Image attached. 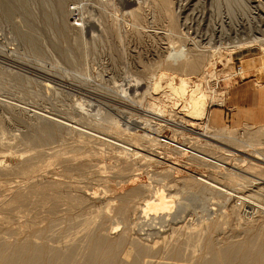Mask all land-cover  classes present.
Listing matches in <instances>:
<instances>
[{"label": "rangeland", "instance_id": "obj_1", "mask_svg": "<svg viewBox=\"0 0 264 264\" xmlns=\"http://www.w3.org/2000/svg\"><path fill=\"white\" fill-rule=\"evenodd\" d=\"M177 47L196 73L169 63ZM194 85L206 112L193 120ZM156 191L172 212L146 219ZM263 226L264 0H0L2 251L87 264L101 236L119 241L117 263L156 244L144 264L174 250L201 264L251 237L263 250Z\"/></svg>", "mask_w": 264, "mask_h": 264}, {"label": "bare ground", "instance_id": "obj_2", "mask_svg": "<svg viewBox=\"0 0 264 264\" xmlns=\"http://www.w3.org/2000/svg\"><path fill=\"white\" fill-rule=\"evenodd\" d=\"M61 1V0H60ZM189 1V0H186ZM24 5V4H23ZM56 5V4H55ZM185 6V5H184ZM22 7V6H21ZM56 7V6H55ZM57 8V7H56ZM54 10V9H53ZM57 11V10H56ZM54 12V11H53ZM52 13V12H51ZM96 14V13H95ZM134 14V13H133ZM49 16V15H48ZM90 16V15H89ZM51 17V16H49ZM54 17V16H53ZM52 18V17H51ZM50 18V19H51ZM87 19V18H86ZM23 23V22H22ZM23 28V27H22ZM21 29V28H20ZM221 30V29H220ZM21 31V30H20ZM23 31V29H22ZM219 31V30H218ZM27 33V31L25 30L23 33ZM25 33V34H26ZM21 34V32H20ZM24 34V35H25ZM24 39V38H23ZM28 41V40H27ZM163 41V40H162ZM254 41V40H253ZM259 42V41H258ZM174 43V42H173ZM31 44V43H30ZM166 44V43H165ZM174 45V44H173ZM177 45V44H176ZM247 46V45H246ZM171 47V46H170ZM262 49V48H261ZM159 50V49H158ZM173 50V51H172ZM168 52L167 57L170 61L169 63L172 65H176V69L181 70L183 72L192 74V73H196L197 69H198V62L196 58H192L190 56H187V53H185V51L183 49L180 48H176V49H172ZM162 53V52H161ZM166 54V53H165ZM198 55V54H197ZM196 55V56H197ZM195 56V55H194ZM223 57V56H222ZM157 59V58H156ZM224 59V58H223ZM253 60H247L245 61L246 63H250ZM226 65V64H225ZM252 65V64H251ZM138 66V65H137ZM254 67V66H253ZM169 68V67H168ZM172 68V67H171ZM184 74V73H183ZM168 85V89L173 93V95H177V96H181L184 95L185 93H187L186 91V82L183 79H180L179 84H175L170 82ZM200 85V84H199ZM155 86V85H154ZM160 87V85H158ZM158 86L156 85L154 87V90L157 91ZM197 87V86H196ZM199 88H195V85L192 89H190V93H189V98H188V102H187V117H191L193 120L197 119L198 117H200L202 114L205 115L206 112V105H204V101H205V94H203L201 91H198ZM161 90V89H160ZM81 91V90H80ZM149 93V92H148ZM156 93V92H155ZM187 95V94H186ZM153 99V98H152ZM159 104V103H158ZM167 106V105H166ZM156 107V105H155ZM185 107V105H184ZM166 111V110H165ZM147 112V111H146ZM161 112V111H160ZM133 124V123H132ZM191 124V123H190ZM194 124V123H193ZM194 127V126H193ZM81 132V131H80ZM209 132V131H208ZM252 134V133H251ZM204 135H207L204 132ZM208 136H211L213 138H222L224 137L222 132H210L208 134ZM147 137V136H146ZM145 137V138H146ZM227 137V136H226ZM225 138V137H224ZM132 139V138H131ZM150 139H152L150 137ZM133 140V139H132ZM112 142V141H111ZM115 144V143H113ZM121 146V145H120ZM189 146V145H188ZM192 146V145H191ZM212 147V146H211ZM132 150V149H131ZM186 151V150H185ZM222 152V151H221ZM138 153V152H137ZM194 153V152H193ZM192 153V154H193ZM202 155V154H201ZM227 155V154H224ZM229 155V154H228ZM11 157V156H10ZM198 157V155H197ZM201 157V156H199ZM220 157V156H219ZM144 162V161H143ZM103 167V166H102ZM133 169V168H132ZM150 169V168H149ZM28 173V172H27ZM37 175V174H35ZM135 175V174H134ZM170 175V174H169ZM160 176V175H159ZM34 177V176H33ZM203 178V177H202ZM197 179V178H196ZM73 181V180H72ZM201 181V180H200ZM204 181V180H203ZM27 182V181H26ZM61 182V181H60ZM206 182V181H205ZM207 183V182H206ZM22 184V183H21ZM175 184V183H174ZM196 184V183H195ZM209 187L211 186V189L215 188L219 191H225L228 192L227 190L223 189V187H219L217 185H215L214 183L209 182L207 184ZM15 187V186H13ZM12 187V188H13ZM17 187V186H16ZM19 187V186H18ZM17 187V188H18ZM163 187V185H162ZM203 189L205 188L204 186H202ZM262 188V187H261ZM140 189V188H139ZM16 190V189H15ZM14 190V191H15ZM144 191V190H143ZM258 191V190H257ZM256 191V192H257ZM260 191V188H259ZM258 191V192H259ZM262 191V190H261ZM260 191V192H261ZM157 192V191H156ZM163 191H159V193L157 192L156 194V198L152 199L153 201L150 200V202H148L149 200H147L146 204H144L143 209L140 210L141 214H143V216L146 218L148 217L147 215H162L163 216H168L167 214L171 213L173 209V201H171V199L167 198L168 196H165V194H163ZM231 194V193H230ZM19 196V195H18ZM172 196V195H171ZM169 196V197H171ZM233 196V195H232ZM243 196V195H242ZM252 196V195H251ZM250 196V197H251ZM174 197V196H173ZM238 198V200L240 199L241 201L245 202L244 197L241 196H235ZM17 199H20V197H18ZM177 199V198H176ZM179 199V198H178ZM234 201V200H233ZM252 205V204H251ZM243 206V205H242ZM256 206V205H255ZM252 207V206H251ZM242 208V207H241ZM250 209V208H249ZM122 210V209H121ZM139 210V209H138ZM119 211V210H118ZM234 211V209H233ZM254 211V210H253ZM251 212V211H250ZM159 213V214H158ZM246 214V213H245ZM128 215V214H127ZM142 217V215H141ZM140 217V218H141ZM151 217V216H150ZM155 217V216H154ZM158 217V216H157ZM169 217V216H168ZM167 217V218H168ZM240 217V216H239ZM3 218V217H2ZM139 218V219H140ZM144 218V219H145ZM166 218V217H165ZM163 218V219H165ZM238 218V217H237ZM137 219V218H136ZM147 219V218H146ZM180 219V218H179ZM142 220V218H141ZM159 220V219H157ZM167 220V219H166ZM241 220V219H238ZM6 221V220H5ZM18 221V220H17ZM180 221V220H179ZM172 223V222H171ZM176 223V222H175ZM5 224V223H4ZM15 224V223H14ZM119 226V225H118ZM173 227V226H172ZM264 227V226H263ZM22 228V227H21ZM88 228V227H87ZM179 228V227H178ZM260 229V228H259ZM86 229H84L85 231ZM88 230V229H87ZM173 230V229H172ZM176 231V230H175ZM85 233V232H84ZM109 233V232H108ZM258 233V232H257ZM88 234V232L86 233V235ZM256 234V233H255ZM254 234V235H255ZM105 235V234H104ZM103 235V236H104ZM112 235V234H111ZM107 236H110L107 235ZM113 237V236H112ZM111 237V238H112ZM262 239H264V230L262 231V233L258 234V236ZM102 237L100 236V238H93L92 241L89 242V234H88V239H87V243L89 242L90 244H88L87 246L90 245V249L88 250V254L87 256V264H144L146 257L148 256L147 254L149 253L150 250H147L146 248L145 251H139L136 255V259H134L135 257L134 254L132 255L131 250L130 251H126V253H124V256L122 257V262L120 261L119 263L115 262V257H116V261L117 260V255L114 257V252H116V242L117 244H119V241L117 240L116 242L114 240H108V239H101ZM108 238V237H107ZM253 238V237H251ZM247 239L246 241L244 240V242H238V244H232L231 245L228 244V246L226 248H220L217 250H213V248L211 249L212 251L210 254V258L208 259H204V262H202L203 264H233L234 262H236L237 264H264V249H261V244L259 245L257 242V240L255 239ZM86 239V236H85ZM115 239V237L113 238ZM257 239V238H256ZM91 240V239H90ZM174 240V239H173ZM260 240V239H258ZM179 241V240H178ZM264 241V240H263ZM262 241V243H263ZM14 242V241H13ZM23 242V241H22ZM32 242V241H31ZM72 242V241H71ZM74 242V241H73ZM180 242V241H179ZM237 242V241H236ZM27 243V242H26ZM29 243V242H28ZM17 244V243H16ZM25 244V243H24ZM30 244V243H29ZM29 244H28V248L27 246H16L14 247V249L12 248V252L10 251H6V252H10V253H6L4 251H2L0 249V264H51L53 263L51 261L50 258L46 259L45 261L41 260L40 256H41V250L38 247H30L29 248ZM38 244V243H37ZM158 244V243H157ZM169 244V243H168ZM177 244V243H176ZM5 245V244H4ZM18 245V244H17ZM33 245V244H32ZM67 245V244H66ZM120 245V244H119ZM263 245V244H262ZM15 246V245H14ZM74 246V245H73ZM135 246H138L135 245ZM140 246V245H139ZM155 246H157L156 244L154 245V247L150 248L152 252H154L156 249ZM159 246H163L162 244ZM165 246H167L165 244ZM6 247V246H5ZM116 247V248H115ZM154 248V249H153ZM161 248V247H160ZM206 248V247H205ZM209 247H207L208 249ZM9 249V248H8ZM139 249V248H138ZM137 249V251H138ZM144 249V247H143ZM162 249V248H161ZM170 248H168L169 250ZM175 249V247H174ZM116 250V251H115ZM127 250V249H126ZM136 250V249H135ZM178 250V249H177ZM44 251V250H43ZM47 251V250H46ZM69 251V250H68ZM150 251V254H152V252ZM159 251V250H158ZM162 251V250H161ZM171 251V250H170ZM208 251V252H209ZM48 252V251H47ZM61 252V251H60ZM87 252V251H86ZM165 252V251H164ZM167 252V251H166ZM173 252V251H172ZM170 255H168L170 252L168 251L167 256L168 258L165 259L163 258L164 261L158 263V264H176V262L179 261V257L180 255L175 253L176 251L174 250V253H172ZM178 252V251H177ZM59 254V252H58ZM62 254V253H61ZM60 254V255H61ZM87 254V253H86ZM46 255V254H45ZM152 256V255H151ZM161 256V255H160ZM132 258V259H131ZM152 258V257H151ZM150 258V259H151ZM185 258V257H184ZM149 259V257H148ZM178 260V261H177ZM147 261V260H146ZM150 261V260H149ZM184 261V260H183ZM200 261V260H199ZM78 262V261H77ZM97 262V263H96ZM66 263V259L65 257H63V259L59 260V263L57 264H65ZM148 263V261L146 262ZM179 263V262H178ZM177 263V264H178ZM184 263V262H183ZM201 263V264H202ZM180 264V263H179Z\"/></svg>", "mask_w": 264, "mask_h": 264}, {"label": "crops", "instance_id": "obj_3", "mask_svg": "<svg viewBox=\"0 0 264 264\" xmlns=\"http://www.w3.org/2000/svg\"><path fill=\"white\" fill-rule=\"evenodd\" d=\"M251 113H252V112H247V111H245V113H242V116H243V118L245 117L247 121H249V120H250V117H246V116H249ZM255 115H257V113H255ZM256 119H257V118H256ZM256 119H255V120H256Z\"/></svg>", "mask_w": 264, "mask_h": 264}]
</instances>
